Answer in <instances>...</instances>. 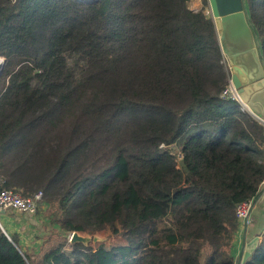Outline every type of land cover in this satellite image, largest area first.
Segmentation results:
<instances>
[{"label":"trees","instance_id":"trees-1","mask_svg":"<svg viewBox=\"0 0 264 264\" xmlns=\"http://www.w3.org/2000/svg\"><path fill=\"white\" fill-rule=\"evenodd\" d=\"M201 1L0 0V190L43 192L54 227L36 257L0 227V264H235L264 125L226 93ZM247 1L264 58V0Z\"/></svg>","mask_w":264,"mask_h":264},{"label":"water","instance_id":"water-1","mask_svg":"<svg viewBox=\"0 0 264 264\" xmlns=\"http://www.w3.org/2000/svg\"><path fill=\"white\" fill-rule=\"evenodd\" d=\"M100 1L93 0L94 3ZM209 4L223 54L227 57L232 72L231 81L238 102L264 125V58L258 33L250 16L248 1L209 0ZM259 196L260 194L257 197ZM91 240L73 233L70 241L87 245ZM94 240L99 239L95 237ZM258 241L260 237L255 240ZM243 254L235 258V264L245 263L247 257L244 258Z\"/></svg>","mask_w":264,"mask_h":264},{"label":"crops","instance_id":"crops-1","mask_svg":"<svg viewBox=\"0 0 264 264\" xmlns=\"http://www.w3.org/2000/svg\"><path fill=\"white\" fill-rule=\"evenodd\" d=\"M202 6L203 5H201L200 8H202ZM246 111L250 114L248 109ZM0 220V227L4 233L7 237H9V239L12 237L16 238L22 252L36 257L50 246L49 241L53 235L54 227H52V223L47 217L38 213L23 214L15 211H6L1 213ZM43 225L45 227H42ZM263 236L264 183L262 184V191L260 193L259 200L252 211L251 224L245 229L240 228L235 235L233 247L234 257H239L244 252L243 257H247L245 263L252 259L261 245ZM258 237H260V241L255 242Z\"/></svg>","mask_w":264,"mask_h":264},{"label":"built area","instance_id":"built-area-1","mask_svg":"<svg viewBox=\"0 0 264 264\" xmlns=\"http://www.w3.org/2000/svg\"><path fill=\"white\" fill-rule=\"evenodd\" d=\"M207 14L210 15V12L207 11ZM2 65L3 68L1 69ZM0 69H1V74H0L1 77L2 75H4L6 70L5 58L0 59ZM7 81H9V77L7 78ZM230 86L231 87H229L228 91L226 92L227 94H230V90H229L230 88L234 89V85L232 81H230ZM230 95H232L238 101V97L235 93V89H234V94H230ZM242 107L244 110H246L244 105H242ZM42 198H43V192H39L33 197H25L15 189L4 188L0 190V215L2 212H6V211H15L23 214H36L39 209ZM258 200L259 197L256 196L237 205L236 215L241 229H245L251 224L252 211L256 206ZM0 225H1V220H0Z\"/></svg>","mask_w":264,"mask_h":264},{"label":"rangeland","instance_id":"rangeland-1","mask_svg":"<svg viewBox=\"0 0 264 264\" xmlns=\"http://www.w3.org/2000/svg\"><path fill=\"white\" fill-rule=\"evenodd\" d=\"M201 5H202L201 0H193V2H192V7L195 8V9L200 8ZM0 59H3V58L0 57ZM228 65H229V64H228ZM229 68H230V66H229ZM231 73H232V72H231ZM229 87H231V86H229ZM229 90H230V94H234V89H233V88H230ZM170 148H171L176 154H178V155L180 154V148H179V146H177V145H173V146H171ZM133 200H134V198L132 197V199H131V200H127V202L130 203V202H132ZM120 206H121L120 204L117 205L118 209L120 208ZM117 207H116V211H117ZM38 214L47 217V216L50 214V211H46V212H45V211H44V207H43V206H42V207L40 206ZM42 227H45V226L43 225ZM104 236H106V235H103V237H102V236H96V238H98L100 241H107L108 239H107L106 237H104ZM84 237H89V238L92 239V237H91V236H88V235H84ZM108 242H109V243H115V242H117V239H112V238H111V240H109Z\"/></svg>","mask_w":264,"mask_h":264},{"label":"bare ground","instance_id":"bare-ground-1","mask_svg":"<svg viewBox=\"0 0 264 264\" xmlns=\"http://www.w3.org/2000/svg\"><path fill=\"white\" fill-rule=\"evenodd\" d=\"M83 3H94L93 0H78Z\"/></svg>","mask_w":264,"mask_h":264}]
</instances>
